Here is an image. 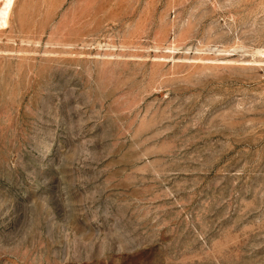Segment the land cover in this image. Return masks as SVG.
Here are the masks:
<instances>
[{"label": "rangeland", "instance_id": "obj_1", "mask_svg": "<svg viewBox=\"0 0 264 264\" xmlns=\"http://www.w3.org/2000/svg\"><path fill=\"white\" fill-rule=\"evenodd\" d=\"M0 264H264V0H13Z\"/></svg>", "mask_w": 264, "mask_h": 264}, {"label": "bare ground", "instance_id": "obj_2", "mask_svg": "<svg viewBox=\"0 0 264 264\" xmlns=\"http://www.w3.org/2000/svg\"><path fill=\"white\" fill-rule=\"evenodd\" d=\"M13 0H5V6L3 8L0 7V23L1 25L6 22V19L9 14V9Z\"/></svg>", "mask_w": 264, "mask_h": 264}]
</instances>
